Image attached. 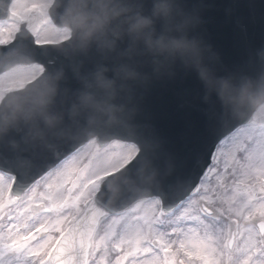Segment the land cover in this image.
Masks as SVG:
<instances>
[{
  "label": "snow or ice",
  "instance_id": "snow-or-ice-1",
  "mask_svg": "<svg viewBox=\"0 0 264 264\" xmlns=\"http://www.w3.org/2000/svg\"><path fill=\"white\" fill-rule=\"evenodd\" d=\"M0 12V45H12L0 53L4 95L44 70L37 57L52 41L46 0H3ZM14 140L0 143V264H264L260 114L217 146L198 184L194 176L170 179L167 170L156 179L133 178L136 167L139 175L153 170V157L128 138H87L55 167L46 156L58 151L57 141Z\"/></svg>",
  "mask_w": 264,
  "mask_h": 264
},
{
  "label": "clouds",
  "instance_id": "clouds-1",
  "mask_svg": "<svg viewBox=\"0 0 264 264\" xmlns=\"http://www.w3.org/2000/svg\"><path fill=\"white\" fill-rule=\"evenodd\" d=\"M44 25L62 62L15 93L0 95V143L27 146L101 134H137L154 157L160 145L136 127L157 83L194 74L200 100L226 116H264V45L226 67L206 39L205 0H46ZM159 171L137 178L156 179ZM112 195L118 188L110 187Z\"/></svg>",
  "mask_w": 264,
  "mask_h": 264
},
{
  "label": "water",
  "instance_id": "water-1",
  "mask_svg": "<svg viewBox=\"0 0 264 264\" xmlns=\"http://www.w3.org/2000/svg\"><path fill=\"white\" fill-rule=\"evenodd\" d=\"M205 2L208 6L203 14L206 39L219 53L226 67L231 68L242 63L250 49L264 45V0H205ZM11 47L3 49L0 53H6ZM61 62L60 58V61L54 62L57 63L54 66ZM51 67L53 66H46ZM2 70L4 68L0 67V71ZM188 76L190 84L187 88L180 87L176 90V100L170 101L162 97L156 102L145 100L140 105L135 124L144 138H154L159 142L160 147L152 161L154 168L161 173L167 170L168 177L177 182L185 176H194L196 184L199 174L208 164L211 153L208 150L201 157H197V152L200 151L199 143L207 135L210 126L218 125L220 120H226L233 128L247 122L251 114L243 117L226 116L222 114L219 105L209 109L200 100L201 89L195 75ZM167 83L172 87L175 84L174 81ZM157 89L162 94L168 87L160 84ZM200 125L202 132L196 130ZM220 134L216 135L214 140L218 139ZM112 138H128L141 143L137 134L124 135L119 132L103 133L99 141L105 142ZM86 140L87 138L78 142L57 141L58 151L46 156L47 163L53 167L62 157ZM134 164L135 162L128 167L133 168ZM47 170L42 169L41 174ZM130 175L137 178L139 168H134ZM103 190L107 191L106 188ZM134 202L135 199L131 196L126 200L129 206Z\"/></svg>",
  "mask_w": 264,
  "mask_h": 264
},
{
  "label": "rangeland",
  "instance_id": "rangeland-1",
  "mask_svg": "<svg viewBox=\"0 0 264 264\" xmlns=\"http://www.w3.org/2000/svg\"><path fill=\"white\" fill-rule=\"evenodd\" d=\"M86 144H87V143H86ZM83 146H84V145H83ZM83 146H82V147H83ZM218 146H219V145H218Z\"/></svg>",
  "mask_w": 264,
  "mask_h": 264
}]
</instances>
